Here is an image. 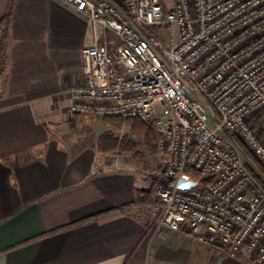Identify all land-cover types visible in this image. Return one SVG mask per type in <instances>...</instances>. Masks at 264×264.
<instances>
[{"label": "built area", "instance_id": "built-area-1", "mask_svg": "<svg viewBox=\"0 0 264 264\" xmlns=\"http://www.w3.org/2000/svg\"><path fill=\"white\" fill-rule=\"evenodd\" d=\"M65 2L103 34L83 48L70 113L152 123L167 181L155 192L161 224L264 263V185L240 146L264 169L249 120L264 107V0ZM181 178L198 186L179 189Z\"/></svg>", "mask_w": 264, "mask_h": 264}, {"label": "crops", "instance_id": "crops-1", "mask_svg": "<svg viewBox=\"0 0 264 264\" xmlns=\"http://www.w3.org/2000/svg\"><path fill=\"white\" fill-rule=\"evenodd\" d=\"M10 8L0 264H264L162 225L133 163L103 153L102 132L80 135L86 115L70 113L68 92L85 83L83 48L103 39L101 26L65 0H0V26Z\"/></svg>", "mask_w": 264, "mask_h": 264}, {"label": "rangeland", "instance_id": "rangeland-1", "mask_svg": "<svg viewBox=\"0 0 264 264\" xmlns=\"http://www.w3.org/2000/svg\"><path fill=\"white\" fill-rule=\"evenodd\" d=\"M168 33L169 30L166 29L167 42L171 40V37ZM175 38L176 36L172 39ZM252 115H264V107H262L260 111L258 110L251 114V116ZM250 123L258 134L259 138L264 142V133H262V131H264V121L260 126L256 127L252 123V120H250ZM76 129L79 130L80 135H85L89 140H92L101 132L103 134L107 133L112 135V137L117 139V147L106 153L117 155V158L121 160L124 159L131 161L133 163L134 171L139 175V177L142 178V180H144L143 182L146 185L145 187H147V192L153 196L151 198H155V200L157 199L156 201L159 202L155 192L160 185H165L167 183L166 177L164 175V157H162V155L159 153V149L157 153H152L149 150L147 146V140L143 135L133 133L130 126L128 125H123L121 127L108 125L103 122L102 117L83 116L77 124ZM121 143L123 147H125L124 149L119 147ZM246 160L248 163H250L255 172L261 178H263L261 171L256 169L247 156Z\"/></svg>", "mask_w": 264, "mask_h": 264}, {"label": "trees", "instance_id": "trees-1", "mask_svg": "<svg viewBox=\"0 0 264 264\" xmlns=\"http://www.w3.org/2000/svg\"><path fill=\"white\" fill-rule=\"evenodd\" d=\"M11 10L9 9L8 14L4 18V20L1 23L0 31V79L3 77V75L6 72L7 68V59H8V42H9V32H8V26L10 23V17H11ZM103 122L112 125V126H123L128 125L130 126L131 130L135 134L143 135L147 140V146L149 150L152 153L158 152V146H157V134L154 128V125L150 122H144L137 118H122V117H104ZM240 146L247 156V158L253 163V165L256 167L257 170L261 171V173L264 176V169L260 166L256 158L250 153V151L244 147L241 143ZM115 147H117V139L112 137V135L109 134H103L99 139V149L103 152H109L113 150ZM120 148L123 147L122 143L119 146ZM249 169L253 172L254 176L257 177L264 185V182L261 180L259 175L252 169L250 165H248ZM124 207V208H129ZM122 207H117L115 210H122L124 209Z\"/></svg>", "mask_w": 264, "mask_h": 264}, {"label": "water", "instance_id": "water-1", "mask_svg": "<svg viewBox=\"0 0 264 264\" xmlns=\"http://www.w3.org/2000/svg\"><path fill=\"white\" fill-rule=\"evenodd\" d=\"M198 186V183L192 180H187L185 178H181V180L178 183V188L185 190V189H191Z\"/></svg>", "mask_w": 264, "mask_h": 264}]
</instances>
